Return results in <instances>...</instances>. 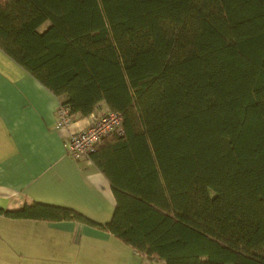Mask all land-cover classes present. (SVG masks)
I'll use <instances>...</instances> for the list:
<instances>
[{
  "label": "trees",
  "instance_id": "16d2710c",
  "mask_svg": "<svg viewBox=\"0 0 264 264\" xmlns=\"http://www.w3.org/2000/svg\"><path fill=\"white\" fill-rule=\"evenodd\" d=\"M0 50L72 117L120 113L88 155L116 204L97 226L165 264H264V0H0Z\"/></svg>",
  "mask_w": 264,
  "mask_h": 264
},
{
  "label": "crops",
  "instance_id": "0c3cea01",
  "mask_svg": "<svg viewBox=\"0 0 264 264\" xmlns=\"http://www.w3.org/2000/svg\"><path fill=\"white\" fill-rule=\"evenodd\" d=\"M59 98L0 50V209L39 202L72 208L89 219L18 218L0 212L3 264H165L141 257L96 224L111 219L115 200L106 176L88 158H72L65 143L90 123L72 117L55 126Z\"/></svg>",
  "mask_w": 264,
  "mask_h": 264
},
{
  "label": "built area",
  "instance_id": "2783aa9c",
  "mask_svg": "<svg viewBox=\"0 0 264 264\" xmlns=\"http://www.w3.org/2000/svg\"><path fill=\"white\" fill-rule=\"evenodd\" d=\"M71 111L66 105L58 104L55 115V126L66 129L71 124ZM110 134H123L121 115L117 111L106 110L100 112L99 110L91 113L90 123L71 133L65 143L66 152L75 159L88 158L89 153L99 143L103 137Z\"/></svg>",
  "mask_w": 264,
  "mask_h": 264
},
{
  "label": "rangeland",
  "instance_id": "374dc122",
  "mask_svg": "<svg viewBox=\"0 0 264 264\" xmlns=\"http://www.w3.org/2000/svg\"><path fill=\"white\" fill-rule=\"evenodd\" d=\"M46 25H47V24L42 25L43 28L46 27ZM3 263H6V262H5V257H4L3 255H0V264H3Z\"/></svg>",
  "mask_w": 264,
  "mask_h": 264
}]
</instances>
